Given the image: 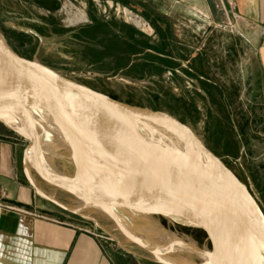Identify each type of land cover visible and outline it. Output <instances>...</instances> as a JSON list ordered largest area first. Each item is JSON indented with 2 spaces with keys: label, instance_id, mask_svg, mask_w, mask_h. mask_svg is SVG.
<instances>
[{
  "label": "rangeland",
  "instance_id": "374dc122",
  "mask_svg": "<svg viewBox=\"0 0 264 264\" xmlns=\"http://www.w3.org/2000/svg\"><path fill=\"white\" fill-rule=\"evenodd\" d=\"M219 3L225 12L224 3ZM126 11L147 27H137ZM79 13L86 20L70 23L69 19ZM147 13L117 0H0V34L22 57L112 98L162 111L179 120L247 187L264 213V77L255 64L258 51L248 48L246 58L244 38L232 31L222 12L212 32L206 31L198 39L189 34V43L177 47L164 41L163 33L158 32ZM247 67L248 74L253 72L248 82ZM152 129L168 143L200 152L185 134L170 126L155 123ZM0 135L19 140L25 158L28 137L1 122ZM58 153L54 157L47 153L55 170L75 175L72 151L60 149ZM204 160L212 166L207 158ZM35 182L36 186L47 184L39 177ZM58 202V209L87 229H96L110 246L126 254L133 252L142 260L147 257L161 264H185L187 255L183 252L182 258L179 254L173 235L154 234L148 228L154 226L174 234L183 246L193 243L197 248L191 254L194 262L210 261V241L198 229L154 213L144 212L143 220L121 213L119 221L130 224L133 230L128 233L113 217L97 209H91L89 216L71 211L77 204L74 198L64 200L62 195ZM142 230L154 234L156 241H144L142 238L149 234L142 236ZM167 249H173L176 256ZM260 257L264 264L263 249Z\"/></svg>",
  "mask_w": 264,
  "mask_h": 264
},
{
  "label": "water",
  "instance_id": "95a60500",
  "mask_svg": "<svg viewBox=\"0 0 264 264\" xmlns=\"http://www.w3.org/2000/svg\"><path fill=\"white\" fill-rule=\"evenodd\" d=\"M0 91L31 101L36 111L63 120L110 152L112 165L116 167V174L109 173L110 178L127 182L143 204L137 208L129 200L128 206L204 231L211 245L207 253L212 264H247L248 251L253 264H263L260 250H264V213L236 175L189 127L173 116L112 98L22 57L1 34ZM148 121L185 134L186 140L212 163V176L191 160L161 155L142 128ZM0 122L28 137L30 142L25 150L28 162V151L38 142L35 130L40 122L30 118L28 135L1 118ZM0 139L11 140L6 136ZM96 161L101 163L99 157ZM39 176L68 190L41 173Z\"/></svg>",
  "mask_w": 264,
  "mask_h": 264
},
{
  "label": "crops",
  "instance_id": "0c3cea01",
  "mask_svg": "<svg viewBox=\"0 0 264 264\" xmlns=\"http://www.w3.org/2000/svg\"><path fill=\"white\" fill-rule=\"evenodd\" d=\"M117 1L147 11L170 47L187 45L189 34L198 39L206 31L212 32L220 13H224L232 31L244 38L246 58L248 48L258 51L255 64L264 77V0ZM251 76L253 72L248 74L247 67L246 82ZM9 138L0 139V198L16 208L0 212V264H161L110 246L96 229H87L58 209L55 205H60L62 195L64 200L76 196L48 184L36 186L20 153V141ZM129 239L135 241L132 236Z\"/></svg>",
  "mask_w": 264,
  "mask_h": 264
},
{
  "label": "bare ground",
  "instance_id": "6f19581e",
  "mask_svg": "<svg viewBox=\"0 0 264 264\" xmlns=\"http://www.w3.org/2000/svg\"><path fill=\"white\" fill-rule=\"evenodd\" d=\"M126 12L128 19L137 27H144L137 16L136 18L129 13V11ZM85 20L86 18L82 13L76 14L73 18L69 19L72 24ZM34 106L35 105L29 100L0 91V118L9 126L28 135L31 131L28 123L30 118L32 120L34 119L36 122H40V125L35 130L38 142L33 149L28 151V162L26 160V168L31 180L35 182L36 177L40 178V173L43 174L44 177L50 181H55L66 189L74 191L73 195L76 196L75 199L77 200V204L72 210L78 211L84 216H89L91 209H97L118 221L122 230L132 233L133 230L128 227L130 224H128V226L122 224L118 219V215L122 213L128 217L142 219L141 216L145 213L128 206L127 202L133 200L135 204L132 205L137 208H141L143 204L127 182L123 180H112L110 178L109 173L116 174V170H114L116 167L114 163L112 165L113 158L110 152L100 148L94 141L64 123L63 120L36 111ZM155 123L158 122L148 121L142 125V128L150 136L153 147L161 155L183 157L191 160L197 166L204 169L209 177L212 176L213 167L208 162H205L204 158L206 157L201 151V153L196 151L193 152L191 149L183 148L181 145L172 142L168 143L152 129V125ZM60 149L72 151L73 164L76 172L75 175L69 176V174L65 175L67 173H58L57 170H55L47 153L53 154L51 157L59 156L60 154H57V150ZM199 154H201V156ZM98 157L101 163L96 161ZM83 172L85 174H82ZM40 179L42 180V178ZM46 183L50 186L59 188L50 182ZM148 228L153 230L154 234L157 235H173L179 246V254L182 258L184 257L183 252L187 255V258L184 257L185 264H198L191 258L192 251L194 250L195 252V250H197L193 243L183 246L179 243L180 240L174 234L158 231L154 226H148ZM142 231L143 232L140 231V233L144 234L142 236L149 234V236L142 238L144 241H156V239L153 238L154 234H150V232L146 230ZM135 242L137 241L135 240ZM137 243L142 245L139 242ZM166 245L172 248L170 242H167ZM167 250L166 252L174 257L176 256L173 249ZM246 260L247 264H253L250 251H248ZM208 264H212L211 261H208Z\"/></svg>",
  "mask_w": 264,
  "mask_h": 264
},
{
  "label": "built area",
  "instance_id": "2783aa9c",
  "mask_svg": "<svg viewBox=\"0 0 264 264\" xmlns=\"http://www.w3.org/2000/svg\"><path fill=\"white\" fill-rule=\"evenodd\" d=\"M140 20V19H139ZM141 21V20H140ZM142 22V21H141ZM142 24L144 25V28L147 27V24L146 23H143ZM16 207L12 206L11 204L7 203V202H4L1 198H0V212L4 209H14ZM18 210L20 211H26L24 210L23 208H17Z\"/></svg>",
  "mask_w": 264,
  "mask_h": 264
},
{
  "label": "trees",
  "instance_id": "16d2710c",
  "mask_svg": "<svg viewBox=\"0 0 264 264\" xmlns=\"http://www.w3.org/2000/svg\"><path fill=\"white\" fill-rule=\"evenodd\" d=\"M157 134L160 135L158 132H157ZM160 136H161V135H160ZM198 230H200V229H198ZM200 231H202V230H200ZM202 232L206 235V233H205L204 231H202Z\"/></svg>",
  "mask_w": 264,
  "mask_h": 264
}]
</instances>
